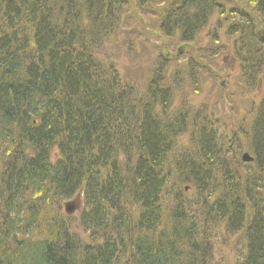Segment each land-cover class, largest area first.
Here are the masks:
<instances>
[{"label":"trees","instance_id":"1","mask_svg":"<svg viewBox=\"0 0 264 264\" xmlns=\"http://www.w3.org/2000/svg\"><path fill=\"white\" fill-rule=\"evenodd\" d=\"M125 24L155 45L136 86L98 58ZM211 24L243 93L264 90V0H0V264H264V94L226 145L173 105L178 47Z\"/></svg>","mask_w":264,"mask_h":264},{"label":"rangeland","instance_id":"2","mask_svg":"<svg viewBox=\"0 0 264 264\" xmlns=\"http://www.w3.org/2000/svg\"><path fill=\"white\" fill-rule=\"evenodd\" d=\"M145 12L141 14L155 19L154 12ZM129 28L127 24L123 25L118 35L119 39L105 43V46L100 50L98 58L113 62L121 78L136 86L142 84L146 79L147 72L146 70L142 71V68L146 69V64L149 63V60H152V48L155 45L152 43L144 44L145 46L141 47L137 45L138 48L133 51V46L135 45L134 42L133 44L131 43L135 38H131L132 41L130 42L124 40L125 33ZM149 28H151V25ZM213 33V24H211L210 28L197 35L191 45L184 48L178 47L179 56L173 59V63H176V69L180 76L177 78L176 84L170 81V87L175 90L173 93V105L179 107L182 111L185 108L193 113L198 112L200 108L205 109L215 121V128L221 136L222 143L226 145L230 141L229 132L232 127H236V124L241 121L244 114L248 115V110L251 107L249 101L254 100V103H258L264 94V90L255 88L252 92L243 93L238 86L239 64L234 60L236 53L230 43L227 44L226 50L222 49L220 41L218 45H213L215 48L210 47L209 38ZM150 39L152 40V35ZM222 42L225 43L224 38ZM207 47L210 48L206 49ZM212 48L213 50H211ZM215 49L221 54L216 58H214L215 54L213 52ZM188 59L190 60V66L185 67ZM201 60H203L201 63L206 65L205 70H203L204 66L202 68L196 67V63ZM173 71H175V68L170 70V72ZM261 76L264 79V74H261ZM252 87L253 85L251 84L250 88ZM241 97L245 101L241 100ZM236 106H238L237 110ZM187 135L189 137V134L186 133L185 136L179 138L180 144L184 146L188 144L189 138ZM75 230L82 238L85 237L79 227H75ZM226 238L228 236L218 233L214 244L216 255L218 257L220 254H224L227 260L234 261L235 259L232 256L237 254L235 251L237 246H228L224 242ZM227 240L230 243L236 242L231 238Z\"/></svg>","mask_w":264,"mask_h":264},{"label":"water","instance_id":"3","mask_svg":"<svg viewBox=\"0 0 264 264\" xmlns=\"http://www.w3.org/2000/svg\"><path fill=\"white\" fill-rule=\"evenodd\" d=\"M243 161H250L251 157L247 153L242 155ZM81 206V194L78 192L72 199H69L63 203V209L66 215H72L80 209Z\"/></svg>","mask_w":264,"mask_h":264}]
</instances>
